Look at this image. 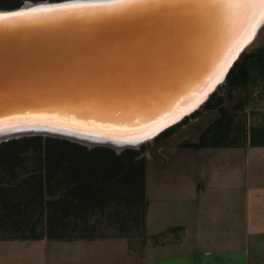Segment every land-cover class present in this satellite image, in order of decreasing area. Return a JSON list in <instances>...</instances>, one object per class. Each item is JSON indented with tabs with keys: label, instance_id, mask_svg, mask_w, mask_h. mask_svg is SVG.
Returning a JSON list of instances; mask_svg holds the SVG:
<instances>
[{
	"label": "water",
	"instance_id": "obj_1",
	"mask_svg": "<svg viewBox=\"0 0 264 264\" xmlns=\"http://www.w3.org/2000/svg\"><path fill=\"white\" fill-rule=\"evenodd\" d=\"M246 2L253 6L226 10L217 0H59L0 10V144L44 136L139 149L224 84L264 27L260 0Z\"/></svg>",
	"mask_w": 264,
	"mask_h": 264
},
{
	"label": "crops",
	"instance_id": "obj_2",
	"mask_svg": "<svg viewBox=\"0 0 264 264\" xmlns=\"http://www.w3.org/2000/svg\"><path fill=\"white\" fill-rule=\"evenodd\" d=\"M244 62L243 146L143 153L144 238L0 237V264H264V27Z\"/></svg>",
	"mask_w": 264,
	"mask_h": 264
},
{
	"label": "trees",
	"instance_id": "obj_3",
	"mask_svg": "<svg viewBox=\"0 0 264 264\" xmlns=\"http://www.w3.org/2000/svg\"><path fill=\"white\" fill-rule=\"evenodd\" d=\"M0 0V10L25 2ZM246 87L244 54L230 69L224 84L201 109L220 116L200 135L180 147H241L244 144L242 95ZM220 95L217 96V94ZM216 102L215 105L213 102ZM241 112L240 119L238 113ZM198 113L196 111L192 114ZM165 130L153 142L178 125ZM144 145L121 152L104 146L88 148L65 139L31 136L0 144V229L7 237L54 240L120 237L137 229L144 238ZM98 227L114 235H96ZM138 239V240H139ZM143 244V241H141Z\"/></svg>",
	"mask_w": 264,
	"mask_h": 264
},
{
	"label": "rangeland",
	"instance_id": "obj_4",
	"mask_svg": "<svg viewBox=\"0 0 264 264\" xmlns=\"http://www.w3.org/2000/svg\"><path fill=\"white\" fill-rule=\"evenodd\" d=\"M27 3V2H25ZM245 52V51H244ZM243 52V54H244ZM220 95V93L217 94V96ZM215 101L213 104L215 105ZM214 111L211 113L210 109H199L198 113L195 115L189 116L183 124L176 126L170 134L159 138L156 144H163L166 146L170 145H178L182 144L185 141L189 142H197L199 141L200 135L203 133V131L211 124L213 123L219 116V112L217 109H211ZM241 112L238 113V118L240 119ZM198 120H195V119ZM44 137V136H42ZM60 139V138H59ZM154 144L153 140L151 142H148L144 144V152L148 150V146L150 144ZM140 148V147H139ZM1 228V227H0ZM99 229L95 231L96 235H104V236H110L114 235L115 231L111 229H107L105 227H98ZM139 231L135 228H132L128 234L131 236V241L138 242L139 239ZM8 234H6L4 231H1L0 229V237H7Z\"/></svg>",
	"mask_w": 264,
	"mask_h": 264
},
{
	"label": "snow or ice",
	"instance_id": "obj_5",
	"mask_svg": "<svg viewBox=\"0 0 264 264\" xmlns=\"http://www.w3.org/2000/svg\"><path fill=\"white\" fill-rule=\"evenodd\" d=\"M219 6L223 9L231 10L233 8H250L253 5L246 2V0H217ZM126 7L127 5H119ZM260 7L264 8V0H260ZM226 19L230 20V16L226 14Z\"/></svg>",
	"mask_w": 264,
	"mask_h": 264
}]
</instances>
